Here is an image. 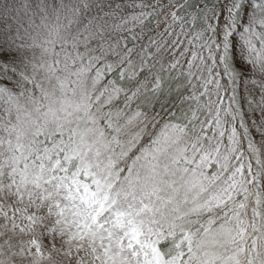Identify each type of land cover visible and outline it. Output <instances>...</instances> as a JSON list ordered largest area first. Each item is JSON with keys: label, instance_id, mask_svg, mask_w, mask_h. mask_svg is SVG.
Returning <instances> with one entry per match:
<instances>
[{"label": "snow or ice", "instance_id": "6c2138e0", "mask_svg": "<svg viewBox=\"0 0 264 264\" xmlns=\"http://www.w3.org/2000/svg\"><path fill=\"white\" fill-rule=\"evenodd\" d=\"M0 264H264V0H0Z\"/></svg>", "mask_w": 264, "mask_h": 264}]
</instances>
